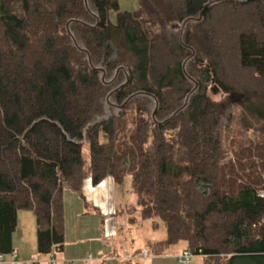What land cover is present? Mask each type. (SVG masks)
<instances>
[{"label": "trees", "instance_id": "16d2710c", "mask_svg": "<svg viewBox=\"0 0 264 264\" xmlns=\"http://www.w3.org/2000/svg\"><path fill=\"white\" fill-rule=\"evenodd\" d=\"M211 80L240 98L215 99ZM86 142L93 181L131 172L133 210L162 222L135 256L183 239L203 264H264V0H0V253L15 251L20 209L40 254L64 250L63 193H83ZM134 255L120 264H153Z\"/></svg>", "mask_w": 264, "mask_h": 264}, {"label": "rangeland", "instance_id": "374dc122", "mask_svg": "<svg viewBox=\"0 0 264 264\" xmlns=\"http://www.w3.org/2000/svg\"><path fill=\"white\" fill-rule=\"evenodd\" d=\"M121 10H136L139 0H118ZM115 9L110 11L112 20H116ZM161 27L172 37L178 36L181 24L176 18H163ZM232 78V74H228ZM235 76L234 78H236ZM209 93L215 99L227 98L237 101L240 95L235 91H224L217 81L211 80ZM233 119L229 123V129L222 127L224 145L231 147V139L238 136L240 129V114L243 111L241 104L233 103ZM225 122V121H224ZM255 123V122H254ZM84 153L87 159V175L83 183V193L65 187L63 193L65 247L59 252L53 264H120L127 256L134 255L131 245L150 248L145 242H152L164 236L162 222L154 227L152 218L143 219L133 210V204L139 203L138 190L140 183L134 185L133 174L125 175L123 184L116 181L115 176L108 174L95 182L89 172V144L84 145ZM230 156V155H229ZM131 162H126L124 167L129 168ZM137 215L136 218L133 217ZM13 245L18 253L17 262H31L41 260L45 264L48 256L40 254L38 248L37 220L32 209H20L18 212L17 227L13 233ZM185 240H179L169 245L166 252L153 253L150 257L135 256L134 259L146 260L153 264H203V257L195 255L189 263L179 260L178 254L187 248ZM142 248L139 249V253ZM7 259L9 256L7 255ZM91 260V261H90ZM0 264H14L11 261ZM49 264V263H46Z\"/></svg>", "mask_w": 264, "mask_h": 264}, {"label": "built area", "instance_id": "2783aa9c", "mask_svg": "<svg viewBox=\"0 0 264 264\" xmlns=\"http://www.w3.org/2000/svg\"><path fill=\"white\" fill-rule=\"evenodd\" d=\"M262 195H264V190L262 191ZM143 255L146 257L149 256L148 249H144ZM195 255L196 254L190 248H184L177 256L180 261L184 263H189ZM8 256L9 259H7V255L0 253V262H4V261L17 262L18 253L16 251L9 254ZM54 260L55 257L54 255L51 254V257L48 258V263L51 264Z\"/></svg>", "mask_w": 264, "mask_h": 264}, {"label": "water", "instance_id": "95a60500", "mask_svg": "<svg viewBox=\"0 0 264 264\" xmlns=\"http://www.w3.org/2000/svg\"><path fill=\"white\" fill-rule=\"evenodd\" d=\"M185 23L182 25V29L184 28Z\"/></svg>", "mask_w": 264, "mask_h": 264}, {"label": "crops", "instance_id": "0c3cea01", "mask_svg": "<svg viewBox=\"0 0 264 264\" xmlns=\"http://www.w3.org/2000/svg\"><path fill=\"white\" fill-rule=\"evenodd\" d=\"M15 248V247H14Z\"/></svg>", "mask_w": 264, "mask_h": 264}]
</instances>
